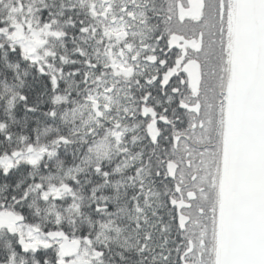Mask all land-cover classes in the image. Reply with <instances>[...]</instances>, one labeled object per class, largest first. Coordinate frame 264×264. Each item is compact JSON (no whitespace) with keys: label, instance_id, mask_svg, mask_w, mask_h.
I'll use <instances>...</instances> for the list:
<instances>
[{"label":"trees","instance_id":"1","mask_svg":"<svg viewBox=\"0 0 264 264\" xmlns=\"http://www.w3.org/2000/svg\"><path fill=\"white\" fill-rule=\"evenodd\" d=\"M176 11L175 0H0V264H72L66 243L89 250L85 264H218V235L210 262L196 254L208 211L184 209L180 229L141 111ZM33 30L36 58L22 45ZM87 104L91 124L67 114ZM100 140L112 145L95 160Z\"/></svg>","mask_w":264,"mask_h":264},{"label":"flooded vegetation","instance_id":"2","mask_svg":"<svg viewBox=\"0 0 264 264\" xmlns=\"http://www.w3.org/2000/svg\"><path fill=\"white\" fill-rule=\"evenodd\" d=\"M175 3L177 16L166 34L165 61L151 75L152 93L143 100L141 111L147 126L154 128L153 136H148L167 157L165 169L174 181L170 199L176 208L177 222L178 206L173 201H183L180 213L189 217L186 225L191 217L184 209L194 213L201 207L199 213H210L209 233H202L201 247L196 251L210 262L216 251L217 211L220 212L223 201L222 172L228 164L224 122L226 111L234 104L233 23L239 6L237 0H175ZM167 19L172 21L171 16ZM172 36L181 39L171 40ZM168 163L174 168V176L170 175ZM186 225L183 229L179 227L185 230ZM193 248L190 242L185 255Z\"/></svg>","mask_w":264,"mask_h":264},{"label":"water","instance_id":"3","mask_svg":"<svg viewBox=\"0 0 264 264\" xmlns=\"http://www.w3.org/2000/svg\"><path fill=\"white\" fill-rule=\"evenodd\" d=\"M240 14L235 122L229 145L218 264H264V0H242ZM147 132L153 136V125L147 126ZM170 166V175L174 176ZM172 204L178 206V222L183 229L189 221L180 213L183 201Z\"/></svg>","mask_w":264,"mask_h":264},{"label":"rangeland","instance_id":"4","mask_svg":"<svg viewBox=\"0 0 264 264\" xmlns=\"http://www.w3.org/2000/svg\"><path fill=\"white\" fill-rule=\"evenodd\" d=\"M241 2L242 0H237L238 3V13L236 14V18L234 20L233 26H234V55L232 51V63H231V69H232V79L234 80L233 84H235L236 79V73H238L239 65H240V51H239V42L241 38V32H242V25H241ZM42 43V33L38 32L37 30H33L25 35V38L22 42L23 49L25 52L33 57L36 58V49L41 45ZM68 115L73 117V120H78V124L86 125L91 124L94 120V111L93 108H91L88 104L87 106H83L82 108H75L72 111L67 113ZM225 116V122H224V132L226 133L224 135V142L225 146L230 145L231 136L233 133L234 128V122H235V115H234V107L231 108V110L226 111ZM112 142L106 141V140H100L95 142L90 147V155L95 160H102L105 157H107L110 153ZM39 152L35 151L31 153L29 156L32 160H35ZM227 165L224 166V170L222 172V175L224 176V180L222 183V188L220 189V193L223 195V201L225 202L226 199V186H227ZM222 177V176H221ZM223 178V177H222ZM221 182V180H220ZM227 182V183H226ZM226 185V186H225ZM226 191V193H225ZM58 189L54 188L50 191L46 192L45 194H57ZM222 201V206L220 208V212L218 209V222H217V230L218 235L221 234V228L223 224V217H224V202ZM18 231L25 234V238L29 242V244L37 245V244H46L48 243V240L50 239L51 234H41L34 230H31L27 227H23L21 225L17 226ZM62 251L66 253V255L70 256V261L72 264H85L88 262L90 252L87 249H83L78 251H72L70 243H66L62 245Z\"/></svg>","mask_w":264,"mask_h":264}]
</instances>
